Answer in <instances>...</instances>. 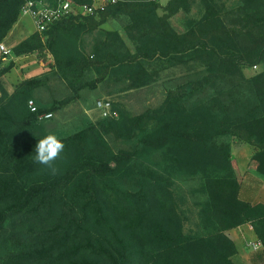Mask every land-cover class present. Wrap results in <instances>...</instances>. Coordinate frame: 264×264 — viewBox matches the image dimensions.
Masks as SVG:
<instances>
[{
  "label": "trees",
  "instance_id": "1",
  "mask_svg": "<svg viewBox=\"0 0 264 264\" xmlns=\"http://www.w3.org/2000/svg\"><path fill=\"white\" fill-rule=\"evenodd\" d=\"M25 1L0 0V43ZM158 7L117 0L34 31L10 51L35 54L48 70L12 90L4 75L13 62L0 60V264H237L227 232L246 222L264 242V206L239 198L230 144L251 146L264 178V0H169L162 15ZM179 11H194L182 31L169 23ZM118 13L129 16V36L141 47L120 55L97 43L84 55L81 34ZM153 59L189 71L158 106L56 135L65 148L55 176L34 162L38 140L58 126L53 115L81 90L120 73L142 85L149 76L140 63ZM56 81L70 94L38 96ZM43 113L52 117L39 120ZM189 213L193 231L183 228Z\"/></svg>",
  "mask_w": 264,
  "mask_h": 264
},
{
  "label": "rangeland",
  "instance_id": "2",
  "mask_svg": "<svg viewBox=\"0 0 264 264\" xmlns=\"http://www.w3.org/2000/svg\"><path fill=\"white\" fill-rule=\"evenodd\" d=\"M74 2H83V0H73ZM117 1V0H116ZM159 5L156 13L162 15L165 13L163 8L169 0H149ZM193 10V9H192ZM194 12V11H193ZM193 12H184L179 11L177 14L172 16L169 19L170 25L175 28L177 31H182L185 27L186 20L191 16ZM192 17V16H191ZM130 25L129 16L124 14H116L107 18V20L99 26L94 31H88L81 34V40L79 44V49L86 56H91L94 54L93 50L95 49V44H100L106 48V50H112L117 54L123 55L126 53H134L136 50L141 47L140 41L134 40L129 36L128 27ZM13 26H19L23 29V32L31 33L35 29L32 19L28 16H19V19ZM12 26V28H13ZM11 28V30H12ZM10 30V31H11ZM10 44V38L4 44L5 46ZM103 53V51H102ZM4 58L12 59L14 55L10 52L8 55H3L0 53L1 62L4 61ZM42 61H46L42 60ZM10 62V61H9ZM14 68H11L7 74L4 75V78L8 77L10 83H19L26 78L40 75L44 72H47L48 68L45 65L40 64L38 57L33 54L28 56L25 59L18 60V62H13ZM145 68L148 77L146 83L142 85H136L137 81H132L125 77V74H115L109 79L106 78L100 83H96L94 88H88L81 90L80 97L76 98L74 101L65 105L59 112L53 115L54 120H56L57 125L53 134L64 136L70 133H73L87 124L95 123L100 119L99 113L95 109V102L100 99H108L112 102L115 110L126 115V116H136L142 113L146 109H153L158 106L163 98L166 91V88L174 85L179 78L183 79V76L188 74V66L179 64L177 62H168L151 60L149 63H140V66ZM197 69H199L197 67ZM261 70L260 66L246 68L243 70V74L246 77L252 76L253 74ZM95 75H88V81L91 78H94ZM56 81L52 83L51 90L47 91L45 88H41L38 91V96L44 100L48 98L58 97L62 98L70 94L69 89L67 88L66 83ZM131 85L133 88H130ZM16 86V85H15ZM108 141V140H107ZM112 148H129V144L121 140L108 141ZM231 149L241 150V147L248 150L252 148L246 144H242L237 140L230 139ZM241 146V147H240ZM252 150V149H251ZM243 152L241 156H244ZM232 166L236 171L237 177L239 173L236 170L235 165ZM256 165V164H255ZM254 162L250 159L248 167L252 168ZM174 196L179 197V192L177 189L173 191ZM187 210H193L190 205H186ZM195 218L189 213L183 223V228L185 231H193L195 229ZM197 223V222H196ZM248 247V246H247ZM249 248V247H248ZM245 249L249 258L257 260L259 263L262 262L260 255L256 253H249V249ZM262 264V263H261Z\"/></svg>",
  "mask_w": 264,
  "mask_h": 264
},
{
  "label": "crops",
  "instance_id": "3",
  "mask_svg": "<svg viewBox=\"0 0 264 264\" xmlns=\"http://www.w3.org/2000/svg\"><path fill=\"white\" fill-rule=\"evenodd\" d=\"M35 31L32 30L31 33ZM31 33L29 32H23V29L19 26H13L12 30L9 31V33L6 35L4 40L2 41L3 44L6 43V41L10 38V44L5 47H7L9 50H11V47L19 43L21 40L26 38ZM11 52V51H10ZM32 56V55H30ZM28 56H22V57H15L12 59L4 58V61H12V62H18V60H22L27 58ZM6 63V62H3ZM2 63V64H3ZM16 65H14L12 68H14ZM7 74V73H6ZM8 77L4 78L7 84L8 90H12L16 84L10 83L8 80H6ZM247 145V144H246ZM249 146V145H248ZM241 147V146H240ZM252 149V150H251ZM249 152L248 150L241 147V150H234L231 149V159L233 160V164L236 167L237 172L239 173L238 179L240 182L239 192L238 196L241 200L250 203L251 205H257L261 204L264 206V178L261 177L257 171H256V165L254 163V166L252 168L248 167V163L253 155V148H251ZM244 153V156H241V154ZM230 239L233 241L235 248H236V254L234 256V261L237 264H263L264 263V253L263 249L259 252H255L252 250L250 246V242H254L257 239L253 227L251 223L246 222L240 226H237L235 228L230 229L227 232ZM249 248H248V247ZM249 249V253H256L260 255L262 262L259 263L257 260H254L249 258V256L246 255L244 252L245 249Z\"/></svg>",
  "mask_w": 264,
  "mask_h": 264
},
{
  "label": "built area",
  "instance_id": "4",
  "mask_svg": "<svg viewBox=\"0 0 264 264\" xmlns=\"http://www.w3.org/2000/svg\"><path fill=\"white\" fill-rule=\"evenodd\" d=\"M116 0H86L74 2L73 0H55L53 4H48L43 0H26L20 11V16L28 15L32 19L36 32H43L50 24L68 16H88L104 9L108 4L115 3ZM0 53L8 55L10 50L0 43ZM27 107L31 112L36 111L32 100L27 102ZM95 109L101 118L116 119L118 112L108 99H100L95 102ZM52 117L51 113H43L38 116L39 120H47Z\"/></svg>",
  "mask_w": 264,
  "mask_h": 264
},
{
  "label": "clouds",
  "instance_id": "5",
  "mask_svg": "<svg viewBox=\"0 0 264 264\" xmlns=\"http://www.w3.org/2000/svg\"><path fill=\"white\" fill-rule=\"evenodd\" d=\"M64 148L65 145L59 137L55 134H47L39 139L35 146L34 162L47 166L50 174L55 176L58 173L55 161L61 158ZM250 246L253 251L259 252L264 249V242L256 240L250 242Z\"/></svg>",
  "mask_w": 264,
  "mask_h": 264
}]
</instances>
